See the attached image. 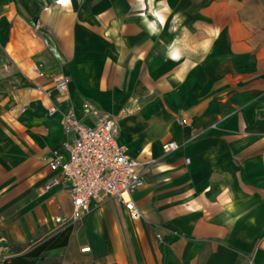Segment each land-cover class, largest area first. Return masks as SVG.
Listing matches in <instances>:
<instances>
[{
	"label": "crops",
	"instance_id": "obj_1",
	"mask_svg": "<svg viewBox=\"0 0 264 264\" xmlns=\"http://www.w3.org/2000/svg\"><path fill=\"white\" fill-rule=\"evenodd\" d=\"M86 106L140 163L139 220L44 189ZM0 230V264H264V0H0Z\"/></svg>",
	"mask_w": 264,
	"mask_h": 264
},
{
	"label": "built area",
	"instance_id": "obj_2",
	"mask_svg": "<svg viewBox=\"0 0 264 264\" xmlns=\"http://www.w3.org/2000/svg\"><path fill=\"white\" fill-rule=\"evenodd\" d=\"M7 70V67H5ZM46 77L45 71L39 72ZM56 90L63 94L71 83L70 77L50 75ZM58 112L52 107L50 113ZM84 113L92 118L91 124L82 123L72 112L64 115L63 131L66 139L62 149L55 150L46 158L49 168L60 174L44 186L49 190L56 185H65L72 201L71 220L81 221L92 210L93 205L106 198L114 199L124 206L133 220H139L142 212L134 201V195L144 186L140 163L129 155L128 149L118 142L117 120L96 109L85 107ZM185 123V121H182ZM175 143L164 146L167 151L176 150ZM189 162V160H186ZM58 218L56 222H65ZM84 247L82 252H89Z\"/></svg>",
	"mask_w": 264,
	"mask_h": 264
},
{
	"label": "water",
	"instance_id": "obj_3",
	"mask_svg": "<svg viewBox=\"0 0 264 264\" xmlns=\"http://www.w3.org/2000/svg\"><path fill=\"white\" fill-rule=\"evenodd\" d=\"M0 247H7V242H5V241L4 242H1L0 243Z\"/></svg>",
	"mask_w": 264,
	"mask_h": 264
},
{
	"label": "rangeland",
	"instance_id": "obj_4",
	"mask_svg": "<svg viewBox=\"0 0 264 264\" xmlns=\"http://www.w3.org/2000/svg\"><path fill=\"white\" fill-rule=\"evenodd\" d=\"M3 236V232L0 230V238Z\"/></svg>",
	"mask_w": 264,
	"mask_h": 264
}]
</instances>
